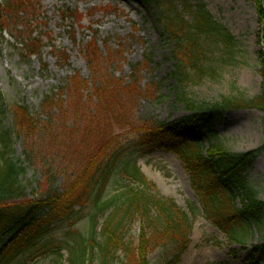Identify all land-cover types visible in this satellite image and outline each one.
Wrapping results in <instances>:
<instances>
[{
  "label": "rangeland",
  "instance_id": "1",
  "mask_svg": "<svg viewBox=\"0 0 264 264\" xmlns=\"http://www.w3.org/2000/svg\"><path fill=\"white\" fill-rule=\"evenodd\" d=\"M15 3V10L8 12L11 25L3 24L4 32L0 33V94L8 128L13 126L11 111L18 107L27 109L32 121L25 125L16 119V131L11 133L14 160H23L24 141L16 137L17 132L41 152L39 160L22 176L32 199L53 181L40 161L45 157L53 168L60 166L63 177L74 175L82 172L89 161L99 159L101 144L112 149L115 143L134 138L146 123H170L187 114L184 105L171 95V43L161 36L158 23L171 11L189 21L186 6L202 5L236 41L235 63L221 66L215 80L188 86V99L196 104H212L223 97L251 100L261 95L258 53L263 51L259 43L262 27L252 0ZM24 37L31 40L34 55L24 52ZM212 50L218 57V51ZM69 79L72 85L67 84ZM46 96L49 102L43 108ZM215 132L214 141L228 152L255 151L264 144V113L255 109L224 113L215 124ZM199 142L198 151L205 154L211 141L202 135ZM137 166L158 193L172 199L189 218L190 244L177 264H253L250 253L264 241V219L258 228L252 227L245 245L232 243L205 218L192 177L177 152L156 149L138 158ZM246 179L264 201V154L256 159ZM61 181L57 180L55 186ZM189 205L196 208L195 215ZM101 222L99 219L98 224ZM65 227L55 226L52 235L57 243L66 238ZM74 228L85 232L83 223ZM159 256L154 254L152 260L159 261ZM28 264H69L68 254L51 249Z\"/></svg>",
  "mask_w": 264,
  "mask_h": 264
},
{
  "label": "trees",
  "instance_id": "2",
  "mask_svg": "<svg viewBox=\"0 0 264 264\" xmlns=\"http://www.w3.org/2000/svg\"><path fill=\"white\" fill-rule=\"evenodd\" d=\"M252 1L262 27L259 97H223L212 104L188 99V86L215 80L221 66L235 63L236 41L202 5L186 6L189 21L171 11L158 23L161 36L171 43V95L184 105L187 114L170 123H146L134 138L115 143L112 149L101 144L99 159L89 161L74 175L63 177L60 166L53 168L45 157L40 161L53 181L39 189L35 199L28 196L22 176L39 160L38 146L28 144L17 132L16 137L24 141L23 160L11 156L15 120L25 125L31 120L27 109L18 107L11 111L13 126L8 128L0 94V264H28L51 249L57 254L65 250L69 264H177L190 244L189 218L172 199L162 197L137 166L138 158L156 149L178 153L192 177L205 218L230 242L246 244L252 227L258 228L264 219V201L246 179L256 159L264 154V144L255 151L231 153L214 140L215 124L224 113L252 109L264 113V0ZM15 2L0 0V14L5 15L0 18V33L4 32L3 24L11 25L8 12L15 10ZM21 44L27 55L35 54L29 37L22 38ZM212 49L218 51V57ZM67 84L72 85V80ZM48 102L46 96L41 106H48ZM202 135L211 141L205 154L198 151ZM60 179L61 184L55 186ZM189 210L192 215L197 213L191 205ZM78 223L85 225V232L74 228ZM60 225L66 226V238L57 243L52 233ZM213 243L218 245L217 241ZM156 253L159 261L152 260ZM250 260L264 264V241L253 247Z\"/></svg>",
  "mask_w": 264,
  "mask_h": 264
}]
</instances>
